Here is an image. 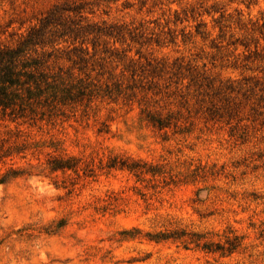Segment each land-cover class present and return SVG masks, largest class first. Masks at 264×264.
<instances>
[{
    "label": "rangeland",
    "instance_id": "374dc122",
    "mask_svg": "<svg viewBox=\"0 0 264 264\" xmlns=\"http://www.w3.org/2000/svg\"><path fill=\"white\" fill-rule=\"evenodd\" d=\"M64 6L123 38L47 45L48 71L90 96L0 123L4 168L25 171L0 186V264H264V0H0V47ZM49 157L77 172L50 174Z\"/></svg>",
    "mask_w": 264,
    "mask_h": 264
},
{
    "label": "trees",
    "instance_id": "16d2710c",
    "mask_svg": "<svg viewBox=\"0 0 264 264\" xmlns=\"http://www.w3.org/2000/svg\"><path fill=\"white\" fill-rule=\"evenodd\" d=\"M79 7H55L43 17L38 27L30 29L26 37L14 47H0V123H35L44 118H52L63 114V109L70 105L81 103L86 96H90V86L82 79L74 78L62 71L52 72L45 67L44 57H52V50L46 54L44 48L47 45L56 46L57 40H67L74 46L85 33H94L97 36H106L114 39H122V30L115 25H91L82 27L70 19L71 14H80ZM67 42V41H64ZM84 42H81L83 46ZM93 50L95 43H92ZM40 50V51H39ZM63 50L62 52H66ZM72 53V55H71ZM95 53V52H94ZM82 55H88L87 48L68 50L67 59H76L77 64L85 63ZM133 72V71H132ZM134 74L132 73V76ZM90 91H89V90ZM108 98L117 99L123 96L119 86L112 90L108 87L104 90ZM152 127L162 130L167 128V122L160 118H149ZM10 153L0 150V165H5L4 159ZM77 164L73 159L49 157L46 169L50 174L67 171L77 172ZM115 165L111 166L114 167ZM130 172L135 165H123ZM25 174L24 170L11 167L0 170V186L7 185L13 180ZM56 186V182H53ZM169 236H157L158 240H166ZM207 252H217L222 249L215 246L212 251L209 246L204 247ZM231 248L227 251L231 252Z\"/></svg>",
    "mask_w": 264,
    "mask_h": 264
}]
</instances>
